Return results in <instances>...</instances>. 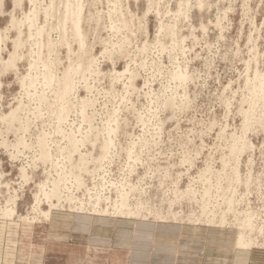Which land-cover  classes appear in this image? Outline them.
Returning <instances> with one entry per match:
<instances>
[{"label":"rangeland","instance_id":"obj_1","mask_svg":"<svg viewBox=\"0 0 264 264\" xmlns=\"http://www.w3.org/2000/svg\"><path fill=\"white\" fill-rule=\"evenodd\" d=\"M9 252L264 264V0H0Z\"/></svg>","mask_w":264,"mask_h":264},{"label":"crops","instance_id":"obj_2","mask_svg":"<svg viewBox=\"0 0 264 264\" xmlns=\"http://www.w3.org/2000/svg\"><path fill=\"white\" fill-rule=\"evenodd\" d=\"M56 242V241H55ZM53 243V242H51ZM106 254V253H105ZM107 255V254H106ZM87 257H89V255H87ZM54 259L55 261H61V263L64 261H71V264H79V261H81V259L78 258H71V259H66V258H62V257H56V258H51L50 256L47 257L46 256V260H52ZM0 264H30V259L29 256L25 255V256H18L14 253H0ZM109 257L107 256H103V259L100 261L101 264H109ZM68 263V262H67ZM65 263V264H67ZM84 264V263H83Z\"/></svg>","mask_w":264,"mask_h":264},{"label":"bare ground","instance_id":"obj_3","mask_svg":"<svg viewBox=\"0 0 264 264\" xmlns=\"http://www.w3.org/2000/svg\"><path fill=\"white\" fill-rule=\"evenodd\" d=\"M76 21H77V20H76ZM75 27L77 28V24H75ZM79 35H80V34H79ZM79 35H78V36H79ZM122 200H123V199H122Z\"/></svg>","mask_w":264,"mask_h":264}]
</instances>
